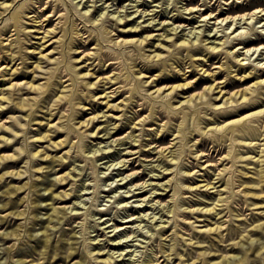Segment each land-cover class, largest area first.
<instances>
[{
  "label": "rangeland",
  "instance_id": "1",
  "mask_svg": "<svg viewBox=\"0 0 264 264\" xmlns=\"http://www.w3.org/2000/svg\"><path fill=\"white\" fill-rule=\"evenodd\" d=\"M1 1L12 5L5 11ZM58 1L65 15L43 25L41 17H35V9L40 4L36 0H0V11L4 10L0 28L5 24L9 27L20 18L7 33L0 29V87L13 98L12 107L0 112V123L20 133L12 148L0 149V154L25 148L27 154L17 167L21 169H27L31 162L30 150L45 148L51 154L64 156V162L56 161L47 178L45 172L33 175L32 170L29 177L9 176L0 183V205L9 198L8 194L1 193L7 185L28 180L30 187L26 191L30 190L29 201L25 189L12 196V204L27 210L28 216L16 217L8 214L10 209L0 207V216L7 214L0 222L1 233L16 226L18 233H22L19 239H3L0 233L2 263L210 264L221 262L226 255L232 264H248L249 257L255 258L253 251L264 244V86L254 84L260 79L255 64L260 63L264 55L256 53L252 61L242 60L248 61L243 65L245 62L236 56L224 53L219 61L210 64L208 41L220 40L222 36L216 32L222 27L216 28L214 19L204 21L199 17L197 20V15L188 14L187 0H68L70 7L66 0ZM225 1H221V7L226 10L229 4ZM181 11L190 18L184 23L175 22V16ZM75 12L84 13L81 23ZM125 15L128 16L119 20ZM149 20L158 25L153 26ZM130 23L148 27L130 37L148 35L149 38L142 44L127 43L124 55L120 54L115 59L118 62L108 68L109 62L100 61L98 52L103 47L115 51L116 41L129 37L119 36V31L129 28ZM85 25L99 37L100 43L98 39L92 41L86 49L93 52L92 57L83 62L78 53L83 47H74L81 39L89 40L93 36H88L90 32L81 35ZM164 25L178 27V34L171 33L172 41L156 36L166 31L162 29ZM55 27V31L46 33ZM255 28L259 30L249 35L258 38L259 31H264V21L256 22ZM242 29L249 26L239 31ZM196 30L201 34L198 42L202 50H179L181 42L174 44L173 40L181 35L191 38ZM160 42L164 46H159ZM119 52L118 49L116 53ZM155 52L161 53L163 62H151ZM44 54L50 56V60L43 58ZM255 57L258 59L253 61ZM37 64L42 66L37 69ZM15 67L19 74H13ZM247 73L250 76L245 78L243 75ZM199 79H203L199 86L188 85L177 91L169 88ZM29 82L37 88H31ZM215 82L220 83L225 92L222 100V94L215 98L220 87L202 98L196 97V93ZM248 86L255 90L246 96H251L250 103L257 101L258 104L249 106L248 103L245 109L226 114L235 107H223L224 98ZM159 87L162 89L156 91ZM191 94H195L194 98L186 100ZM21 99L25 102L23 109L16 105ZM103 112L105 116L97 117L88 126L79 122ZM28 118L33 120L29 123ZM106 121L114 127V132L123 124L125 128L119 135L112 136V132L97 137L95 130L103 128ZM248 127L256 128L257 134L245 133ZM132 132L139 138L137 141L118 143ZM42 133H50L51 140L47 137L34 141ZM163 134L167 135V140L161 144L169 145L165 152L155 146L154 140ZM2 135L16 139L13 134L0 130ZM214 139L224 144L221 154L214 152L217 145V141L212 142ZM55 140L65 141L56 147L51 143ZM204 143L208 149L202 148ZM208 152L215 157L210 158ZM123 158H130V165L122 166V170L119 165ZM47 162L38 159L35 166ZM158 164L167 167L164 172L158 170ZM131 167L139 172L127 176ZM140 171L146 174L141 181L151 183L148 188H158L157 193H145L141 191L146 188H136L141 185L134 184ZM159 172H162L160 176L154 174ZM61 175L66 178L59 180ZM35 180L45 182L41 192L30 186ZM209 181L213 183L206 185ZM162 182L167 183L165 189ZM46 185L53 194L70 191V201H62L59 196L49 197ZM158 193L162 194V203L157 201ZM36 196L45 198L40 200V206L32 203ZM47 202L74 209L57 213ZM165 203L174 212H167V207L163 208ZM33 208H37L36 216L30 213ZM176 212L184 213L175 218ZM75 213L81 218L69 220ZM50 214L51 223L56 225L50 227L47 234L43 226L48 224ZM115 218L122 224L121 228H115ZM31 228L33 236L27 232ZM14 244L16 247L9 252L8 248ZM71 251L73 254L67 256ZM106 252H114L110 263L105 261ZM234 254L244 259L235 262ZM150 257H160V260L146 261ZM255 262L264 264V253L258 255Z\"/></svg>",
  "mask_w": 264,
  "mask_h": 264
},
{
  "label": "bare ground",
  "instance_id": "2",
  "mask_svg": "<svg viewBox=\"0 0 264 264\" xmlns=\"http://www.w3.org/2000/svg\"><path fill=\"white\" fill-rule=\"evenodd\" d=\"M197 1L198 0H187L186 1V4L188 5L189 10H190L188 12V14L197 15L196 16L197 20L199 19V17L201 18L199 20H204V21H211L212 19H214V23L213 24L215 25V27L216 28H219V26L222 27V28L218 29V31L216 32V33H220L221 35H219V36H222V38L220 40L214 39V40L208 41V43H209L208 50L210 51V55H209V59L208 60L211 62L210 64L219 61L222 58V55L224 53H227V55H230V56L232 54V56H236L241 61L242 60H251L252 61V57L256 53L258 55H264V40H263L264 39V31H259V32H261V34H260V36L258 38H256V37L254 38V37H251L249 35L252 32H254V31L256 32V31L259 30V29L255 28L256 22H260L261 23V22L264 21V0H248L247 2H244V1H241V0H226L225 3L229 4V7L226 10L223 9V7H221V4H222L221 1L222 0H205L202 3H197ZM13 2H14V0H13ZM36 2H39L40 4L35 9L36 14H37L35 17H41V24H43V25H44V23L46 21L48 23H52L56 18L63 17L65 15V13L62 12V3L60 1H58V0H36ZM65 2L70 7L69 1L66 0ZM1 4L5 5L4 6V7H6V9H4L5 11L12 5V3L8 4V3H5V1H1ZM4 10L0 11V19L2 18V14H3ZM85 12H87V11H85ZM141 12L143 13L144 10H142ZM145 13H143V14H145ZM78 14L75 12L76 19L79 20L80 23H81L82 22L81 19L84 16L83 15L84 13L83 14L80 13L81 15H78ZM127 16L128 15L122 16V17L119 18V20H122L124 17L126 18ZM189 18L190 17H186L185 15H183L182 11H181L180 13H178L175 16L176 20L175 19L174 20H175V22L176 21H180L181 23H184V21H187ZM255 18L258 19L256 22L254 20ZM17 19H20V18H17ZM17 19L14 20V24H11L9 27H7L8 25L5 24L0 29H4L5 30L4 32L7 33L8 31L11 30V27L13 25H17V22H18ZM34 19H36V18H34ZM151 19H152V17H151ZM84 20H87V19H84ZM86 22L87 21H85L84 23L86 24ZM151 22H153V20L150 21V23ZM154 22H153V26L158 25L157 22L156 23H154ZM75 23H78V22L75 21ZM127 23H129V22H126V24ZM163 23H164V21H163ZM244 24H247V26H244ZM165 26L166 25H164V27H162V29L166 28V31L159 32V33L156 34V36H159V37L163 36V38H165L167 41H172L171 38L173 37V35L171 33L178 34L179 33L178 32V27L177 26H173L171 28L170 27L167 28ZM248 26H249V29H242V30L239 31V28L248 27ZM147 28L148 27L146 25H143L142 23H130V27L129 28L119 31V36L120 35L121 36L122 35H124V36L133 35V34L138 33L140 31L146 30ZM84 29H83L84 31H83V33L81 35H84V33H86V32H90L86 28V25H85ZM55 30H56V27L53 28V29H49L46 33L51 32V31H55ZM193 33L195 35L193 37H191V38H185V37L182 38L183 35L179 36L178 39H176V40L174 39L173 40L174 44H178V40H179V42H181V43L178 44V49L179 48L190 49V50L195 51V52L202 50V47L200 46V42H198L199 36L201 35L200 32H198L196 30ZM90 35H93V36L90 37L89 40L88 39H81V41H79L76 44L77 46L74 47L75 49L83 47V49L79 50V52H78L80 54L79 58H82L83 62L87 58L89 59V58L92 57L93 52H86V49L89 47V45L92 43V41L98 39V43H100L99 37L97 38L94 35L93 32H90L88 36H90ZM216 35L217 34L212 35V36H216ZM194 37L196 39H194ZM208 37H211V36L209 35ZM148 38H149L148 35L147 36H143L141 38H133V37H130V36L129 37H123L120 41H118V40L116 41V44H118V47H115V46L112 45V47H115V51H112V49H106V48L103 47V49L100 52H98V57H99L100 61H103V62H107L108 61L109 62L108 68H111V67L114 66L115 62H118V60H115V59L124 55V50L126 49V46H127L126 44L127 43L135 41V42H140L142 44L143 42H145V39H148ZM154 44L155 43L153 42V45ZM159 46H164V44L162 42H160ZM226 47H227V49L225 50ZM118 49L120 50V52L117 54L116 52H117ZM154 51H155V49H154ZM232 52H234V53H232ZM242 54H244V56L240 57V55H242ZM148 56H151V53ZM42 57L43 58L47 57L50 60V56H46V54L42 55ZM93 57H94V55H93ZM11 59L14 60L15 57L12 56ZM257 59H258V57H255V59H253V61L257 60ZM263 59H264V57L261 58V60L259 61L260 63H258V64H255L254 62H251V64H255V67L257 69H259V71H260L259 75H258V77H260V79H258L254 84L263 85L264 86V62H262ZM150 60H151V62H154V61L163 62V57L161 56L160 52H155ZM242 62H245V63H242V64L246 65V63L248 61H242ZM249 63H250V61H249ZM103 65H104V63H103ZM41 66H42L41 64H37V66L35 68L38 69ZM17 68L18 67H15V69L13 71V74H19V73H17L18 72ZM206 70L207 69H205V71ZM194 71H195V69L192 70V73H194ZM132 74H134V73L132 72ZM209 74H211V73L209 72ZM212 75H214V73H212ZM243 76L245 78H248L250 76V73L244 74ZM202 80L203 79L191 80V81H187L185 83L174 84V85H171L169 88H171L172 91H174V90L177 91L179 88L185 89V87L188 86V85L199 86L202 83ZM144 82H147V80L144 81ZM13 84L15 85L17 83H13ZM29 84H30L31 88H33V87L37 88L36 84H34L33 82H29ZM218 87H220V83H218V82L217 83L215 82V83H213V84H211L209 86H206V87H204V91L196 93V97L199 96V97L202 98V97L205 96L206 93H208L210 91H215V89L218 88ZM3 89L4 88L0 87V112L1 111H6L9 108H11L12 107V101H13V98L10 95H6L3 92ZM161 89H162V87H159V88L156 89V91L161 90ZM103 90H105V89H103ZM254 90L255 89H253L251 86H248V87H245L243 89H238V90H236L234 92H231L228 97H225L224 98V103H223L222 106L225 107V108H227L228 106H234L235 107L234 109H232L230 111H226V114H231L233 112H238V111H241L242 109H245L247 107V104L250 103V99H251V96H246V95L248 93H251V95H252V92ZM219 95H221L220 100H222L223 97L225 96V92L223 91L222 87L219 88L215 98H217ZM93 96H94V94H93ZM194 96H195V94H191V95L187 96L188 98L186 100L190 101V100H192L194 98ZM106 97H109V96L106 94ZM79 98H82V97H79ZM5 101H7L8 103L7 104H3V102H5ZM24 104H25V102H23L22 99H21V101L16 102L17 107H19L20 109L24 108V106H25ZM108 104H109V101H108ZM256 104H258V102L257 101H253L252 103H250L249 106H253V105H256ZM60 105L62 107L65 106V104L63 102H61ZM236 106H238L237 109H236ZM143 109H144V107L141 110H143ZM105 115L106 114L104 112L102 114L96 113V114L90 116L89 118H87V119H85L83 121L79 120V122H81L82 126H88L97 117L105 116ZM10 117H14L15 118L16 116H10ZM149 117H150V115L146 116L144 118V120L146 121ZM16 119H18V118H16ZM28 119H29L28 120L29 123H30V121L33 120V119H30V118H28ZM105 120H106V118H105ZM106 122L107 123H105L106 125L103 128L98 127L95 130V133H96L97 137H103L105 134H110L112 132H113L112 136L119 135V133L122 132V130L125 128L124 124L122 126H118L117 125L118 126V127L116 126L117 130L114 132V131H112L114 127L112 125H111L112 127H110L111 123L109 121H106ZM233 122H234V124H236L237 121L235 120ZM21 125H23V124H21ZM47 125H48V123H47ZM94 126H96V125H94ZM0 130L8 132V133H11L16 138V139L13 140L10 136H7V137L4 136V135L0 136L1 137L0 149L2 150V149H10V148H12L13 143L16 142L17 137H19L20 133L18 131H15L13 128H11L10 125H6V123H4V122L0 123ZM100 132H102V133L104 132V134L100 135L99 134ZM257 132H258L257 129L254 128V127H248L245 130V133H249L251 135L257 134ZM49 135H51V134L50 133H42L41 135L36 136L34 141H42V140L46 139L47 137H50L49 140H48V141H50L52 136H49ZM129 137L131 138L130 140H128ZM138 139L139 138L136 136V134L134 132H132V133H130L128 135H125L122 140L118 139L119 140L118 143L119 144L129 143L130 141L133 142V141H137ZM154 140L156 142L155 146H157L160 151L165 152V151H167L169 149V145L161 144V143H163V142H165L167 140V135L163 134L161 137L155 138ZM64 141L65 140H61V141H56L55 140V141H53L51 143L53 145H55L56 147H58V145L62 144ZM216 141H217V145L214 144V145H216V148L214 149V152L218 151V154H221L224 151V149H223L224 148V144L221 141H219L218 139L212 140V142H216ZM133 145H134V143H133ZM202 148L203 149H208L207 148V144L204 143L202 145ZM25 150H26L25 148H22L21 150H19V151L15 150L12 153H1L0 154V171H2L0 173V183L2 181H6L5 179L7 177H9V176H11L12 178H15V179L24 178V176L25 177H29V175L31 174L30 171H32V170H33V175L37 174V172H41L42 174L45 172V176L47 178V177H49L50 172L53 171V169L55 167V162L56 161H61L62 162L64 160V156L63 155H59L58 156L56 154H51L45 148H43V149L39 148L36 151L30 150L29 156H30L31 162H30L29 166H27V169L17 168L19 166V163L23 160V156H25L27 154V153H24ZM94 151L98 152V149L94 148ZM131 151H132V149H131ZM168 152H170V150ZM168 152H167V154H168ZM207 155L210 158L215 157V155L213 153H211V152H208ZM38 159H40V160H48V162L45 165H40V166L36 167L35 166V161L38 160ZM129 160H130V158H128V159L127 158H123L120 161L122 163V165H119V166H121V169H122V166H124V165H130V164H128ZM40 164H42V163H40ZM157 167L159 168L158 169L159 171H163V172L167 168V167H164V165H162V164H158ZM116 168H118V167H116ZM123 168H125V167H123ZM130 170L131 171L128 172L127 176H131V175L133 176V175H135V174H137L139 172L138 169H133V167H131ZM161 173L162 172L154 173V174H157V175L160 176ZM145 175L146 174H144V173H142V171H140V173L138 174L137 180L134 181V184L135 185L141 184V185L139 187H136V188H146L144 191H141V192H145V193L146 192H151L152 194L153 193H157V191H158L157 189L158 188H156V187L148 188V186L151 183H147L146 180H142L141 181V179H143L145 177ZM67 176H71V173H67ZM166 176L167 175H164L163 177H166ZM36 178L39 179L40 178L39 175ZM64 178H66V175H61L59 177V180H63ZM43 183H45V182L44 181H40V180H35L33 185L31 184L30 186L34 187V191L41 192ZM212 183L213 182L209 181V182L206 183V185H211ZM162 186L165 189L166 186H167V183H163ZM212 186H214V185H212ZM29 188L30 187H29L28 180H26L25 182H23L21 184H13V185L10 184V185H7L2 190L1 193L4 194V195L8 194L9 198H8V200L4 201V203L2 205H0V207L3 208V209H7V210L10 209L8 214L16 216V217H22V216L26 217V216H28L27 210L18 209L14 204H12V199H13L12 196H13V194H15L17 192H20L23 189H25L24 192H26ZM45 188L50 191L49 192V197L59 196V198H61L62 201H70V199L72 197V196H70V194H71L70 191L65 190V191H61V193H59V194L58 193L57 194H53L54 192L51 189V187H48V185H46ZM29 191L26 192L27 193V197H26L27 201H29V196H30V192ZM140 195H142V194H140ZM60 196H62V197H60ZM155 196L156 197H160L157 201L162 203V194L158 193ZM41 199L45 200V198L36 196L32 200V203L34 205H36V206H40L41 205V202H40ZM166 203L163 205V208L167 207ZM47 204L48 205L51 204L50 209H53V211H55L57 213H59V212H65V213L72 212L73 209H74V207L64 206L62 208H64L65 210H62V208L55 206L54 203H52V202H47ZM69 208H70V211H68ZM166 209L168 210L167 212H174V210L171 208L170 205H168V207ZM212 209L213 208H211L209 210L211 211ZM30 213H34V215L36 216L38 214L37 208H33L30 211ZM180 213L183 214L184 212H176L174 214V217L176 218L177 214H180ZM133 214L134 213H132V215ZM6 215L7 214H4L3 216H0V222H2L4 220V217H6ZM62 217H63L62 215L59 216V219H61ZM77 218H81L79 213H75L74 215L70 216V218H68V219L69 220H72V219L76 220ZM52 219L53 218H51V214L48 215V218L46 220V221H48V224L43 226L44 227V231L47 232L50 227H53L54 225H56V224H52L51 223ZM178 220H179V218H178ZM119 222L120 221L115 218V228H121L122 227V224H120ZM124 222H128V221H124ZM162 226H164V225H162ZM18 230H19V228H18V226H16V227H13V228L5 229L4 231H2V233L0 231V233L3 236V239L4 238H16V239H19L20 235H22V233H18ZM27 232L29 234H31V236H33L32 235V228H31V230L27 229ZM47 234H48V232H47ZM47 240L49 241V239H47ZM15 244L11 245L8 248L9 252H11L16 247ZM262 253H264V244L261 245V246H258L257 249H255L253 251V254H254L255 258L249 257L250 261L248 262V264H255L256 263L255 262L256 261V257L258 255H261ZM72 254H73V251H71L67 256H71ZM105 254L106 255L108 254L107 256H105V258H106L105 261L107 263L112 262V257L114 256V252L113 253L106 252ZM157 256H158V253H157ZM223 257H224V259L221 262H219V263H210V264H232V261L229 258H227L226 255H224ZM232 257H235L234 258L235 262H239V261H242L244 259L242 257H239L238 255H235V254L232 255ZM155 259L160 260V257H157V258L150 257V258L146 259V261L152 262ZM78 262L79 261H77V262H75L73 264H77ZM0 264H3L1 260H0Z\"/></svg>",
  "mask_w": 264,
  "mask_h": 264
}]
</instances>
